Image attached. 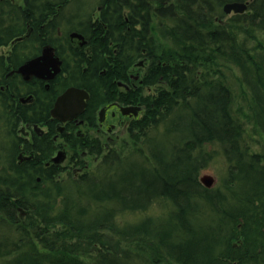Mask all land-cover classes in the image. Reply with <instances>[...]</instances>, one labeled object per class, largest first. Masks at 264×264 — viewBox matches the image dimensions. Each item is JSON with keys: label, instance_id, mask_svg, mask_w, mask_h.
I'll return each mask as SVG.
<instances>
[{"label": "trees", "instance_id": "16d2710c", "mask_svg": "<svg viewBox=\"0 0 264 264\" xmlns=\"http://www.w3.org/2000/svg\"><path fill=\"white\" fill-rule=\"evenodd\" d=\"M233 1L243 0L104 1L93 55L74 60L69 80L104 103L119 92L141 112L128 140L112 142L95 169L78 163L77 176L36 157L0 165V264H264V151L244 141L245 119L220 70L230 59L242 73L264 136V0L224 26L222 5ZM65 16L75 28L80 15ZM140 59L151 91L117 90ZM213 142L229 162L216 189L199 180L210 156L203 146ZM129 150L137 154L127 159ZM158 200L165 216L116 223Z\"/></svg>", "mask_w": 264, "mask_h": 264}, {"label": "flooded vegetation", "instance_id": "af4514ba", "mask_svg": "<svg viewBox=\"0 0 264 264\" xmlns=\"http://www.w3.org/2000/svg\"><path fill=\"white\" fill-rule=\"evenodd\" d=\"M104 1L0 0V133L4 135L0 137V165H22L36 157L44 160V167L53 166L63 169L62 172L79 171L78 163H86L87 156L98 158L108 149L106 121L109 109H112L113 118H127V125L140 114L139 102L132 98L129 103H123L117 92L113 99L104 103L95 100L87 88L69 80L74 76L71 74L74 60L93 55L98 32L95 24L98 21L105 26L101 20V11L107 6ZM251 1L236 2L245 3L244 12L250 13ZM74 2L81 3L72 5ZM224 4L221 9L225 14L239 13H226ZM83 7H89L88 15L81 13ZM72 13L80 15L75 28L65 22V15ZM108 47H112L111 41ZM52 55L59 61L55 73V67L52 68L50 63ZM38 58L40 62L25 74L18 71ZM144 62L147 63L140 59L133 65L143 66ZM83 69H86V63ZM131 69L132 66L126 80L116 81V89L122 93L142 89L141 74ZM70 87L87 91L88 97L76 117L62 121L51 111L57 98ZM130 106H139L140 112L135 114L131 110L129 115H123L120 108ZM101 109H104L103 115ZM113 125L108 131H112ZM57 156L62 160L56 163Z\"/></svg>", "mask_w": 264, "mask_h": 264}, {"label": "rangeland", "instance_id": "374dc122", "mask_svg": "<svg viewBox=\"0 0 264 264\" xmlns=\"http://www.w3.org/2000/svg\"><path fill=\"white\" fill-rule=\"evenodd\" d=\"M79 1V0H78ZM83 2H86L87 0H80ZM81 2H74L71 3L72 5H76L79 4ZM228 3V2H226ZM225 3V4H226ZM81 13H84V15H88L90 13L89 7H83V10ZM217 13V12H216ZM247 13V12H246ZM233 14L234 13H229V14H223V17H221V20L217 21L219 23H221L224 26H227L230 24V26L233 23ZM83 16V14H81ZM81 16V17H82ZM228 22H230L228 24ZM242 27H245L244 24H240ZM233 26H235L236 28H240L239 24H233ZM243 36L241 35V33H239L238 35H236V41L237 43H239V41H243L242 40ZM255 40L251 39L250 43H254ZM165 44V42H164ZM171 45V44H170ZM166 46V44H165ZM138 63V62H137ZM223 63H225L223 65L222 68H220L221 72L224 74V78H226L227 83L230 85V88L232 90V93L234 95V105H235V109L236 112L239 115L245 119L242 120L243 125L245 126L244 129V141L251 146V148H253L254 150L257 151H264V136L262 135L260 129L261 127H256L254 126V118H255V110H254V106L250 105V90L248 87V84L245 83L244 79L242 78V73H240V71L238 70L237 66H235L234 62L230 59L225 60ZM148 63L144 62V65H132V69L134 73H140L142 74L144 72V70L146 69ZM138 84V83H136ZM142 91H140L141 94L143 93H148L150 92L147 88H142ZM133 107H139V106H133ZM112 109L108 110V114H107V123H106V133H107V137L108 139V143L109 145H113L115 144H120L121 145V141L122 139L125 138L128 140V136H127V118H125L124 116L122 117H118L116 116L115 118L112 117L111 115V111ZM140 112V111H139ZM138 112V113H139ZM247 113L248 116L249 115H253V117H250V119H247V117L243 114ZM124 115V114H123ZM129 115V114H128ZM121 121H124V124L121 123ZM111 124H114L113 126H115L112 131H108L109 130V126ZM1 135L4 137L3 133H0V137ZM2 138V137H1ZM110 138H112V140H110ZM110 140V141H109ZM114 142V143H112ZM114 144V145H115ZM110 147V146H109ZM203 148L209 153V161L208 164L202 168L199 172H200V176L204 175V174H210L213 178H214V184L211 186L212 188L216 189V188H220V186H223V184L225 183L226 177H227V173H228V166H229V162L228 160L225 159L224 155H223V149H221V146L215 142L213 143H207L206 145L203 146ZM106 150H104L103 152H105ZM125 153V157L131 158L132 154H137L136 152L132 151H128V152H124ZM102 154L97 158L94 157L92 155L87 156L84 160L86 161V167L85 170H90V169H95V166H97V164L100 162V158H101ZM82 172V169L79 171H75L74 173L77 175H79V173ZM90 172V171H89ZM68 173V171L66 170L65 172H62V174ZM65 176V175H63ZM230 198V195H229ZM167 210H168V205L163 202V201H156L154 203H152L145 211H126L124 213L121 214H117L115 216V220L116 223L118 225H124L126 223H135L139 220L145 219V217H149L151 219L156 218L157 216H165V214H167ZM21 212V216H25V212L20 210ZM158 264H173L172 262H168L167 260Z\"/></svg>", "mask_w": 264, "mask_h": 264}, {"label": "water", "instance_id": "95a60500", "mask_svg": "<svg viewBox=\"0 0 264 264\" xmlns=\"http://www.w3.org/2000/svg\"><path fill=\"white\" fill-rule=\"evenodd\" d=\"M223 9L226 13H229L231 11L243 13L244 10L246 9V4L233 1V3L224 4ZM47 50L48 49H46V51ZM43 57L44 56H42L41 58ZM39 59L40 58L31 60L30 62L21 66L18 71L25 74L26 72H28L29 69H31V67H34L36 63L40 62ZM50 60H51L50 63L52 64V68L55 67L54 68V73H55L58 71L57 67L59 65V61L53 55ZM87 97H88L87 91L78 89L76 87L75 88L70 87L65 90L64 94H62L61 96L57 98L56 103L51 113L54 117H57L62 121L66 120L67 118L71 119L73 117H76V115L79 114L80 111L84 108L85 106L84 99H86ZM139 109L140 107H133V106L120 108V110H122V114L124 115H128L131 110H133L134 113L137 114ZM100 111H101V115H103L104 109H101ZM61 160L62 158H59V156H57L54 159V162L57 163V162H60ZM199 180L207 188L211 187L214 184V178L210 174L208 175L204 174L200 176Z\"/></svg>", "mask_w": 264, "mask_h": 264}]
</instances>
